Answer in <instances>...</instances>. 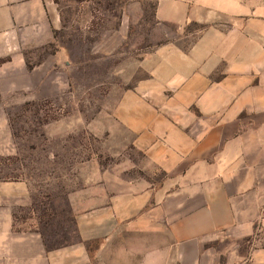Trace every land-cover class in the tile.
<instances>
[{
	"label": "crops",
	"instance_id": "obj_1",
	"mask_svg": "<svg viewBox=\"0 0 264 264\" xmlns=\"http://www.w3.org/2000/svg\"><path fill=\"white\" fill-rule=\"evenodd\" d=\"M153 11L175 36L138 61L131 153L144 163L131 189L101 195L75 217L79 240L49 248L27 227L26 183L0 179V264H264V7L154 0ZM59 26L54 0H0V148L3 95L49 76L26 55Z\"/></svg>",
	"mask_w": 264,
	"mask_h": 264
},
{
	"label": "rangeland",
	"instance_id": "obj_2",
	"mask_svg": "<svg viewBox=\"0 0 264 264\" xmlns=\"http://www.w3.org/2000/svg\"><path fill=\"white\" fill-rule=\"evenodd\" d=\"M54 1V40L25 61L28 71L49 65L50 74L38 89L24 81L22 92L3 95L11 136L0 148V179L26 183L27 212L34 213L27 227L34 225L49 248L79 240L75 217L97 207L101 195L131 189V165L144 163L131 153L138 61L175 36L157 24L154 0ZM239 1L264 7V0ZM198 30L188 27L187 41ZM135 169L132 176L143 179Z\"/></svg>",
	"mask_w": 264,
	"mask_h": 264
}]
</instances>
